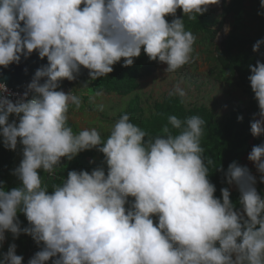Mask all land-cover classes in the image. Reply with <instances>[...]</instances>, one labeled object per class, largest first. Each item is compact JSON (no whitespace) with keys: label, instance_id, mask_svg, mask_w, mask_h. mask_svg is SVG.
<instances>
[{"label":"clouds","instance_id":"clouds-1","mask_svg":"<svg viewBox=\"0 0 264 264\" xmlns=\"http://www.w3.org/2000/svg\"><path fill=\"white\" fill-rule=\"evenodd\" d=\"M219 3L0 0V66L18 64L33 51L48 62L15 102L0 84L5 93L0 96V136L8 150L15 151L18 142L22 146V160L12 172L20 186L0 188V242L8 232L13 239L24 234L42 244L27 264L52 258V264H264V197L248 169L235 162L224 175L238 187L243 215L234 210L227 188L221 189V199L214 196L208 179L214 161L204 156L200 143L201 117L181 121L169 116L171 129L165 125L162 134L146 140L148 133L124 114L105 140L96 128L73 131L69 105L79 110L81 98L57 90L61 80L73 81L81 67L96 80L121 59L123 67L131 66L141 49L149 60L166 64L167 73L178 71L191 61L196 36L185 29L184 19L169 23L165 17H175L181 9L188 20H196ZM260 7L264 9V0ZM262 44L264 39L256 41L252 51ZM249 70L260 117L250 131L257 137L264 134V63L257 61ZM169 95L184 98L187 93L177 82ZM10 115L17 120L9 123ZM92 149L103 154L107 174L104 167L73 170L51 192L42 186L39 170L51 175L62 158L71 161ZM247 159L264 183V143L254 146ZM18 212L28 227L21 228ZM22 260L13 243L0 264Z\"/></svg>","mask_w":264,"mask_h":264},{"label":"trees","instance_id":"trees-1","mask_svg":"<svg viewBox=\"0 0 264 264\" xmlns=\"http://www.w3.org/2000/svg\"><path fill=\"white\" fill-rule=\"evenodd\" d=\"M260 3L261 0H222L219 14L208 7V11L203 15H198L196 20H188L181 9H177L175 17H165L169 23L174 18L184 19L185 29L191 31L195 36L201 37L199 44L203 46V52L214 55L209 59L214 63L221 80H224L229 86L238 88L247 98L244 106H237L223 118L217 119L214 111L210 108L204 105L189 107L185 105L181 97L168 94L160 101H155L146 116L140 109L137 97L132 98L128 108L119 114V118L128 114L130 122L145 130L148 133L145 137L146 140L162 134L161 129L165 125L171 129V125L168 124L169 116L175 115L181 121L194 115L201 117L205 124L200 143L205 149L204 156L214 161L213 165H209L208 179L215 186L214 196L217 199H221V189H228L229 184L226 182L224 173L227 172L229 165L235 162L239 166L254 146L264 143V136L253 137L250 131V124L255 120V117L259 116V108L248 80L251 75L249 66L254 67L257 61L264 63V44L257 52L252 51L256 41L264 39V9H261ZM228 21H230L228 34L221 40L220 46L214 48V53L209 51L208 48L213 46V40ZM123 63L124 61L121 59L113 65L111 73L96 80H90L87 73L84 79L70 86L73 88V94L82 91L86 95H97L98 92L119 97L134 95L140 86V81L153 73L158 61L149 60L141 49L140 56L134 59L131 66L123 67ZM229 72L231 75H224ZM85 84L87 87L84 88ZM80 98L82 102L88 99L87 96ZM72 108L75 106L69 105V109ZM238 117H242V119L238 120ZM13 120H17V117L10 115L8 122L11 123ZM172 131L175 133L174 129ZM103 159V154L96 149L83 151L71 161L62 158L60 166L55 169L53 174L49 175L39 170L42 186H47L48 191L51 192L54 186L62 185L68 172L73 170L91 172L94 168L104 167L107 174V166L102 164ZM13 166L12 151L5 148L3 137L0 136V188L5 191L20 186L18 178L11 173ZM255 188L257 193L264 197V185L257 183ZM229 193L234 210L242 211L239 204L240 193L230 191ZM131 202L132 198H129V203ZM17 219L21 228L29 226L22 213H17ZM152 219L154 224L158 222V217L154 216ZM5 240V246L0 244V259L7 252L8 247L14 243L16 255L23 257L22 264H27L30 255L43 248L42 244L37 245L30 236L24 234L13 239L12 234L6 232ZM52 259L46 264H52Z\"/></svg>","mask_w":264,"mask_h":264},{"label":"rangeland","instance_id":"rangeland-1","mask_svg":"<svg viewBox=\"0 0 264 264\" xmlns=\"http://www.w3.org/2000/svg\"><path fill=\"white\" fill-rule=\"evenodd\" d=\"M221 4L222 0H220L219 5H209L208 7L219 14ZM225 26H228L230 30V21ZM223 29L213 40V46L208 48L209 51L213 52L214 48L219 47L221 40L228 34L229 31L225 33ZM200 38V36H196L192 59L188 64L174 73H167L165 71L167 65L158 62L153 73L140 81V86L134 95L119 97L112 94H88V99L81 103L79 110L72 108L68 112L73 131L79 132L83 129L96 128L102 139H106L113 124L119 119V114L128 108L132 98H138L140 109L143 115L146 116L150 112L152 104L168 95L177 82H181V87L187 93L186 97L182 98L186 106L204 105L214 111L217 119L223 118L237 106H244L247 98L238 88L229 86L224 80H221L214 63L209 59L214 55L203 52L204 48L199 44ZM82 94L84 92L81 91L75 95L83 97ZM259 118V116L255 117V119ZM260 136H264V134ZM12 154L14 168L12 167L11 173L22 160V146L19 142ZM248 155L249 153L243 158L239 166L248 169L256 181L255 185H257V183H261V174L257 171L255 165L247 159ZM261 184L264 185V183ZM5 241L1 243L4 244Z\"/></svg>","mask_w":264,"mask_h":264},{"label":"water","instance_id":"water-1","mask_svg":"<svg viewBox=\"0 0 264 264\" xmlns=\"http://www.w3.org/2000/svg\"><path fill=\"white\" fill-rule=\"evenodd\" d=\"M81 8H83V5H81ZM47 63V59H40L36 51H33L27 59L21 56L20 62L18 64H10L6 68L0 66V84L5 85L6 89H9L12 93H16V95L21 96L27 90V86L31 82L36 70L42 66H46ZM87 73L88 70L81 67L79 74L73 81H68L66 79L61 80L57 90L63 91L66 94L69 93L71 90H73V88L70 86L77 81L84 79L87 76ZM40 83L43 84L44 79H42ZM238 212L243 215L241 210H238ZM34 255L35 253L32 254L30 258H32Z\"/></svg>","mask_w":264,"mask_h":264},{"label":"crops","instance_id":"crops-1","mask_svg":"<svg viewBox=\"0 0 264 264\" xmlns=\"http://www.w3.org/2000/svg\"><path fill=\"white\" fill-rule=\"evenodd\" d=\"M73 90H71L70 92H72ZM82 96H87L86 94H82ZM71 109H69V111H70ZM68 117H69V119H68V124H69V126L70 127H72L71 126V122H70V115L68 114ZM255 187H256V185H255ZM228 190L230 191V192H239V190H238V187L233 183V184H231V185H229L228 186ZM0 244L1 245H3V246H5L6 245V241H5V243L3 244V243H1L0 242ZM6 254V253H5Z\"/></svg>","mask_w":264,"mask_h":264},{"label":"built area","instance_id":"built-area-1","mask_svg":"<svg viewBox=\"0 0 264 264\" xmlns=\"http://www.w3.org/2000/svg\"><path fill=\"white\" fill-rule=\"evenodd\" d=\"M9 93H12L9 89H7ZM13 95L8 96L9 99H11L13 102L19 97V95H16V93H12ZM5 95V93H1V96Z\"/></svg>","mask_w":264,"mask_h":264},{"label":"flooded vegetation","instance_id":"flooded-vegetation-1","mask_svg":"<svg viewBox=\"0 0 264 264\" xmlns=\"http://www.w3.org/2000/svg\"><path fill=\"white\" fill-rule=\"evenodd\" d=\"M31 255H32V254H31ZM31 255H30V256H31ZM29 258H30V257H29Z\"/></svg>","mask_w":264,"mask_h":264}]
</instances>
